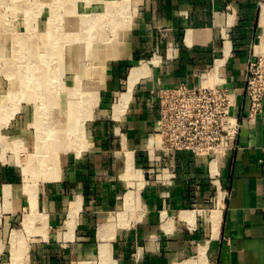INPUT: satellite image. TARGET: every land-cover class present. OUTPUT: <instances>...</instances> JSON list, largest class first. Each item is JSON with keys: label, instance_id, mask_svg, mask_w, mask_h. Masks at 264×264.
Returning <instances> with one entry per match:
<instances>
[{"label": "crops", "instance_id": "1", "mask_svg": "<svg viewBox=\"0 0 264 264\" xmlns=\"http://www.w3.org/2000/svg\"><path fill=\"white\" fill-rule=\"evenodd\" d=\"M263 53L264 0H145L129 43L100 72L80 151L61 152L50 176L0 160V264H264V109L244 118L248 68ZM216 73L243 118L235 149L215 161L149 153L159 91L204 75L215 84ZM31 120L22 110L13 125L26 167ZM129 194L136 211L120 219Z\"/></svg>", "mask_w": 264, "mask_h": 264}, {"label": "rangeland", "instance_id": "2", "mask_svg": "<svg viewBox=\"0 0 264 264\" xmlns=\"http://www.w3.org/2000/svg\"><path fill=\"white\" fill-rule=\"evenodd\" d=\"M57 1L59 0H0V37L2 36V38H0V104L4 105L0 107V147H3V152L1 153L0 160L3 161V164H7L4 162L8 161L9 166H12L19 171L26 167L27 160L24 156L25 148L22 141L19 139V132L13 130V125L14 122L19 119L22 110L24 113L25 111H27L32 119L31 122H29V127L31 126L33 128V133L36 136V145L33 153L38 148V140L41 135L46 136L45 142L49 144L51 150L52 147H55L53 149L54 153L49 156L54 157V154H58L59 158L61 152H71L74 150L76 152H79L81 149L70 148L66 145H61L62 142L57 141V137L59 136L56 134L57 132L54 129V125L56 123L63 124L64 120H70V122H73L75 120L72 114L73 112H69L65 103H63L62 105L63 108H61V106L59 108H56L55 110L50 109L53 107L52 102H45L44 100V102L42 103V101H40L39 99V92L43 90L38 89V87L36 86L25 84L24 90H20L19 85L14 86L15 82L18 84L20 83L19 80L23 78V71L25 70V68H23L22 66L18 68H9L11 67L12 62L3 61L2 57L4 49L1 42H12L14 39L19 38H23L24 44L28 43L33 48L35 46H39L36 52L40 51L41 38L44 36V34L48 39H50V34L55 33L54 23L57 21L58 23L63 25L65 22L64 17L65 15H67V12L65 11V9L59 11L56 5ZM113 1L118 2L117 4L114 3L115 5L113 4L116 9L124 8L122 12H124L126 15L128 14L124 17L122 15L123 23L121 25V28L118 29V31L116 32L117 34H115L112 38V43L117 41L119 43V46L121 47L129 43L130 35L138 21L139 14L145 0ZM54 6L56 7L55 10L57 11L56 15L53 14ZM103 6L104 5L99 2L93 1L87 6L86 10H89L91 12L95 10L103 19V16H106L103 14V12L105 11L103 9ZM80 7L81 11H84V3L81 2ZM74 11L75 9H70V16L73 15ZM101 30V25L95 27L94 29V31L96 32H99ZM83 50H85V47L82 46L79 41L76 43L73 42L71 46H68L64 50L62 60L60 61L61 66L59 62H55L51 67L44 66L43 61L39 60L42 59L40 53L33 61L30 58L29 59L30 61H32V64L38 62L39 65L42 66H37L39 69H42V72L45 73V75L42 76L40 80L41 82L50 80L49 82H46V86H48L47 88H49V91L53 95H55L56 90H63V92H67L68 90L73 88L74 81L76 79L75 74L78 71L77 69H79L78 67H80L81 65V58H83L84 56ZM92 57L94 59H92ZM99 57L100 60L98 61ZM101 59V56H98V54H94L93 56H91V60L87 61L88 65L90 64L88 67L91 73V75L89 76L90 78H88V81H91V83H88V88L90 90H93L94 87H97V85L92 82L98 81L99 75L96 71L100 66ZM111 60L112 59H107L106 61L109 63ZM106 61L104 63H106ZM15 69H18L17 72ZM10 70L14 71V73ZM20 71V78H17V75ZM10 75L15 76L11 77ZM13 82L14 84H12ZM46 91L47 90H45L44 93ZM8 93L9 97L7 96ZM16 93L20 94L17 95ZM42 104L46 105L45 112L40 107L42 106ZM99 106L100 99L98 97L96 106L93 110V114L97 112ZM43 116L49 119L50 123L47 129L43 128V130H41L37 128L36 122ZM93 118H95L94 115L91 119ZM54 144H58L60 147ZM74 145H77V143ZM27 181L35 182L34 180Z\"/></svg>", "mask_w": 264, "mask_h": 264}, {"label": "bare ground", "instance_id": "3", "mask_svg": "<svg viewBox=\"0 0 264 264\" xmlns=\"http://www.w3.org/2000/svg\"><path fill=\"white\" fill-rule=\"evenodd\" d=\"M93 1L99 2L102 5H104L103 9L105 11L103 12V14L106 16H103V19L101 18V16H99V14L95 10H93L92 12L86 10L87 6ZM81 2L84 3V8H83L84 11H81V7H80ZM114 3L117 4L118 2L117 1L114 2L113 0L57 1L56 5L59 11L65 9V11L67 12V15H65L64 17L65 22L63 25H61L57 21L54 23L55 33L50 34V39H48L44 34V36L41 38V45L39 52H36L39 46H35L33 48L28 43L24 44L23 38L14 39L12 42H7V43L1 42L4 49V53L2 54L3 61L12 62L11 67L9 68L12 67L18 68L20 66L25 68V70L23 71L24 76L21 80H19L20 83L18 84L15 82L14 84L13 82L12 84H14V86L19 85L20 90L25 89V84L30 86L31 85L36 86L38 87V89L43 90L39 92L40 101H42V103L44 102V100L45 102L47 101L52 102L53 107L50 109L55 110L56 108L61 107L63 103H65L69 112H73L72 114L75 118L73 122H70V120H64L63 124L56 123L54 125V129L57 132L56 134L59 136L57 137V141L62 142L61 145H66L70 148L80 149L85 139V123L86 121L90 120L94 115L93 110L96 106V101L99 97L98 95L101 87L99 86L100 85L99 83L97 84V82H92L95 85H97V87H94L93 90L92 89L90 90L88 88V83H91V81H88V78H90L89 76L91 75V73L88 67L90 64L88 65L87 61H90L91 56H93L94 54L96 55L98 54V56L102 57L100 62V66L101 65L102 66L101 67L99 66L98 67L99 69L97 68L96 71L98 75H100V72L103 71L105 66L104 62L107 59H114L119 56V50H120L119 43L117 41L112 43L113 41L112 38L115 34H117L116 32L118 31V29L121 28V25L123 23L122 15L124 17L126 14L122 12L124 8L116 9L114 7L115 5ZM55 9L56 7L54 6L53 14L56 15L57 11ZM70 9H75L72 16H70ZM99 25L102 26V30L99 32L94 31L95 27ZM0 38H2V36ZM78 41L82 46L85 47V50H83L84 56L83 58H81V62H80L81 65L80 67H78L79 69H77L78 71L75 74L76 79L74 81V86L72 89L68 91L66 90L67 92H63V90L61 91L56 90L55 95H53L49 91V88H47L48 86H46V82H49L50 80H47L46 82H41L40 80V78L45 75V73L42 72V69L38 68L42 66L39 65L38 62L32 64V61L36 59L37 55H39L40 53L42 59L39 58L38 59L40 61H43L44 66L51 67L52 65H54L55 62H59L61 66L60 61L62 60V55L64 50L68 46H71L73 42L76 43ZM29 58L32 61H30ZM92 59L94 58L92 57ZM99 60L100 57L98 61ZM15 70L17 72L18 69ZM143 70L144 67L142 68L138 67L132 71L131 79L129 83V92H128L129 95L137 80V75L142 73L140 71ZM12 72L14 73V71ZM20 73L21 71L17 75V78H20ZM10 76L13 77L15 75H10ZM45 90L47 91L44 93ZM20 93H16V94L19 95ZM7 96L9 97V93L7 94ZM127 99H128L127 94L122 95L121 102L123 106L125 105V107L127 105V101H128ZM1 106L4 105L0 104V107ZM40 107L42 110H44V112L46 111L45 104H42V106ZM61 108H63V106ZM49 123H50L49 119H47L45 116L41 117L40 120L38 119L36 122L37 128L41 130H43V128L47 129ZM45 141H46V136L41 135L38 140L37 150L30 156L28 160V165L26 168H24L27 175L29 173H32L33 175L43 172L45 175L50 176L52 175V173L57 172L59 170L58 154H54V157L49 156L54 153L53 149L55 147H52L51 150L49 144H47ZM76 143L77 145H74ZM58 144H54V145L60 147L59 146L60 144L59 145ZM0 148H1L0 149V156H1V153L3 152L2 150L3 147ZM27 183L29 182L27 181ZM31 200L34 199L31 198ZM135 201L136 199H134V196L131 194H129L125 198L123 211L120 213V219H125L126 216L132 214L133 210H135ZM136 203H138V201ZM32 222L33 219L30 216H28L25 219L24 225L27 230L31 229ZM187 264H194V263H187Z\"/></svg>", "mask_w": 264, "mask_h": 264}, {"label": "built area", "instance_id": "4", "mask_svg": "<svg viewBox=\"0 0 264 264\" xmlns=\"http://www.w3.org/2000/svg\"><path fill=\"white\" fill-rule=\"evenodd\" d=\"M216 74L215 84H208L211 79L204 75L198 85L183 83L159 91L160 126L148 140L149 153L189 152L198 159L215 161L235 149L243 118L232 114L237 95ZM244 97L248 102L244 118L254 120L264 109V53L249 65Z\"/></svg>", "mask_w": 264, "mask_h": 264}]
</instances>
